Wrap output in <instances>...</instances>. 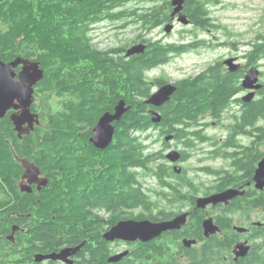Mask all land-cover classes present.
Here are the masks:
<instances>
[{
  "label": "flooded vegetation",
  "instance_id": "flooded-vegetation-1",
  "mask_svg": "<svg viewBox=\"0 0 264 264\" xmlns=\"http://www.w3.org/2000/svg\"><path fill=\"white\" fill-rule=\"evenodd\" d=\"M183 1L181 12L188 20L186 24L176 20L178 13L171 16L174 8L172 0H130L115 5L108 11L112 17L124 12L121 19L114 16V20L105 18L101 21H124L119 27L125 28L133 25L129 22L131 11L141 12L138 14V17H141L147 10L145 7H157L160 12L159 23L147 33L161 29L163 37H167V32L164 30L167 23H172L173 28L176 25L194 28L191 31L194 37L190 40L168 42L161 38L150 37L152 41H158L169 47L167 52L169 59L157 66L144 67L149 85V94L146 98L169 82L175 86V90L170 99L160 106L145 103L148 114L155 110L162 118L163 110L168 107L178 84L182 81L196 82L197 87L205 84L212 86L214 77H223L227 78L229 90H232L222 104L205 107L194 113L193 117L197 121L192 122L191 126L179 124L176 132L184 126V136L173 137L168 142L164 141L166 134L158 137L161 147L166 150L176 149L180 153L176 163L167 161L174 173L171 178L174 189L170 190L169 185H162L161 188L159 187L161 190L156 192L161 196V203L170 204L168 198H172L174 215L168 218L162 215L157 218L137 217L143 210L139 207L135 211L140 212L133 214L136 216L130 215L131 210H126L128 214L124 215L120 213V209L100 206V202H95L84 207V212L87 214L86 221L77 222L78 228L82 230L80 235L69 226L56 238L46 232L41 233V230L50 227L55 220L52 210L43 207L53 185V179H60V171L55 169L53 164L49 165L48 159H44L46 152L41 148L42 143L38 145L28 141L38 136L40 130L55 132L46 124L50 120V115L67 110L68 105L73 102L74 97L68 90L69 78L72 77L68 74L67 66L60 67L51 62L49 66H41V62L33 55L8 53L0 58L6 63L16 57L38 62L37 67L41 72L40 79L33 86L30 106V111L38 115L39 123L35 124L28 133L24 132L20 135L11 120V115L20 111L19 107L14 106L7 109L0 119V141H2L0 149H7L15 167L9 186L0 175V264H197L195 262L197 257L210 264H264V185L260 187L256 181L260 179V162L264 160V106L253 117L248 118V115H251V104L264 101L262 60L258 56L255 65L248 63L246 53L251 48L249 44L246 51L239 52L235 47L231 54L209 61L206 56L212 48V43L199 39L198 31L204 28L195 23L197 18L191 9L194 7L191 6H205L203 17L212 24L211 9L223 2L222 0ZM99 23L94 24L91 30H96ZM205 29L210 31L211 27ZM136 42L144 43L146 47L148 45L142 39H137ZM216 43L218 46L222 45L218 41ZM117 48L119 47H110L103 51H108L114 56ZM121 54L124 55V52ZM186 54H192L194 57L192 66H188L189 73L173 81L163 76L162 73L165 72L156 74L158 71H164L163 65ZM226 58H234L233 63L239 66L225 65L223 61ZM88 61L90 60L83 59L81 63ZM22 65L19 63L14 66L12 72L5 76L9 77L12 74L13 81H18ZM74 67L78 72L84 68V66ZM252 67L257 69L258 79L252 87H245L243 84L245 75ZM178 68L182 69L180 66ZM213 72H216L215 76ZM80 75L77 81H72L73 84L82 83L83 76L81 75L80 78ZM12 103L19 104L17 97ZM97 120L87 124L82 123L77 131L78 135L83 137L82 140L86 138L92 146L94 145L90 137L94 133L93 128ZM22 129L26 130L27 124H24ZM152 131L160 133L161 126H154ZM171 141H174V144ZM57 150L60 151L61 148L57 147ZM188 161L193 163L192 168L187 169L184 166ZM174 164L181 167L179 172H174ZM82 170L83 173L93 172L98 176L102 170L99 158L91 165L85 164ZM154 181L158 185L159 181L157 179ZM227 190L233 191L229 198L209 203L203 208L196 206L198 198ZM157 204V207L146 210H151L153 214H159L163 209L169 210L168 206L159 205V202ZM45 209L50 219L48 216H43ZM185 212L186 222L180 228L164 231L147 241L104 238V234L120 221L135 219L159 222ZM145 214L148 215L149 212L145 211ZM207 219H211L218 230L205 236L203 222ZM83 230L86 232L83 233ZM184 239L195 242L186 245ZM54 255L59 256L54 257Z\"/></svg>",
  "mask_w": 264,
  "mask_h": 264
},
{
  "label": "trees",
  "instance_id": "trees-1",
  "mask_svg": "<svg viewBox=\"0 0 264 264\" xmlns=\"http://www.w3.org/2000/svg\"><path fill=\"white\" fill-rule=\"evenodd\" d=\"M127 1L130 0H0V58L8 53L33 55L41 66H49L50 62L60 67L67 66L72 77L69 78L68 90L76 101L72 100L74 103L71 102L67 110L50 115L46 124L55 132L37 130L38 136L28 141L38 145L42 143L41 148L46 152L44 159L60 171V179H53L43 207L52 210L55 220L41 233L51 234L53 238L60 236L67 226L73 227L80 235L82 230L77 222L86 221L84 207L95 202H100V206L120 209L124 215L128 214L126 210H131L130 215H133L139 207L143 210L137 217L173 216L174 212L164 209L159 214L146 210L157 207L158 202H151L147 194L150 189L146 190L142 178L157 179L160 188L169 185L170 190L174 189L171 185L174 173L162 149L148 150L153 141L150 132L154 126H161L158 137L172 134L180 138L184 136V126L176 132L179 124L191 126L197 121L194 113L222 104L232 92L227 78L223 77H214L212 86L205 84L197 87L196 82L182 81L168 107L163 110L161 122L152 123L144 103L149 94L144 67L157 66L169 59V47L144 38V33L159 23L157 7H145L147 10L141 17H138L141 12L133 10L129 13L130 24L135 25L139 32L133 42L142 39L148 44L143 53L126 58L121 54L126 51L125 45L117 48L112 56L92 43L93 25L105 18L114 20V16L121 19L124 12L112 17L108 11ZM191 7H194L191 9L197 18V25L201 28L217 27L203 17L205 6ZM258 56L264 60V32L251 40V48L246 53L249 64L255 65ZM83 59L90 61L82 64ZM74 66L84 68L78 72ZM77 73L83 76V81L73 84V80L77 81ZM212 74L215 76L216 72ZM119 100H123L129 108L119 121L113 123L114 139L108 148L99 149L86 138L82 140L77 132L81 124L95 122L104 112H112V106ZM263 106L264 101L251 104L248 118L262 110ZM57 147L61 150L58 151ZM97 158L102 168L99 175L83 173L82 167L91 165ZM14 169L7 149H0V175L7 186ZM171 200L168 198L169 205H172ZM167 205L164 203L163 206ZM144 210L149 214L146 215ZM42 214L49 215L47 209ZM195 262L210 264L199 257Z\"/></svg>",
  "mask_w": 264,
  "mask_h": 264
},
{
  "label": "water",
  "instance_id": "water-1",
  "mask_svg": "<svg viewBox=\"0 0 264 264\" xmlns=\"http://www.w3.org/2000/svg\"><path fill=\"white\" fill-rule=\"evenodd\" d=\"M183 0H172L173 11L171 16L173 17L178 13L177 21L183 24L188 23V20L184 13L181 12L183 8ZM173 28L172 23H167L164 26L165 32L169 33ZM146 49L144 43L138 42L136 44L128 47L124 53L126 58L143 53ZM234 58H227L223 63L227 66H239L233 63ZM22 63V71L19 75L18 81H13L11 76H5L7 73L12 72L14 66ZM38 62L22 60L16 57L10 62H4L0 60V119L5 115L7 109L10 107H19L20 111L17 114L11 115V120L19 134L28 133L34 128L35 124L39 123L38 115L30 111V106L32 104V92L34 84L40 79L41 72L38 69ZM258 79V71L255 67L250 68L244 78L243 84L245 87H252L253 84ZM175 86L172 83H166L153 92L148 98L144 99V103L160 106L167 102L171 95L174 93ZM19 100V104H13L14 98ZM129 106L125 105L123 100H119L114 106L113 112H104L97 120L94 128L93 135L90 137V141L96 148L103 149L107 147L113 140L114 136V125L113 122L119 121L123 114L127 111ZM151 121L154 124H159L161 122V115L155 111H151ZM27 124V129L23 130L22 126ZM173 135L169 134L164 136V141L168 142L172 140ZM165 158L170 163H176L180 158V153L176 149H170L165 153ZM261 175L260 179H257V185L262 187L264 185V160L260 162ZM174 172H179L181 167L177 164L173 165ZM259 170V169H258ZM233 191L227 190L223 193L213 194L205 198H198L196 201V206L199 208L205 207L209 203H216L229 198ZM187 213H181L169 220L151 222L149 220H135L129 219L118 222L110 230L104 234V238L107 240L123 239L135 241L139 239L140 241H147L154 237L159 236L162 232L172 229H178L181 225L186 222ZM204 235L208 236L218 230V228L213 225L211 219L204 220L203 222ZM195 242V240H186L184 243L190 245ZM125 253H123L124 255ZM59 255H54L58 257ZM120 257V256H118ZM117 257V258H118Z\"/></svg>",
  "mask_w": 264,
  "mask_h": 264
},
{
  "label": "rangeland",
  "instance_id": "rangeland-1",
  "mask_svg": "<svg viewBox=\"0 0 264 264\" xmlns=\"http://www.w3.org/2000/svg\"><path fill=\"white\" fill-rule=\"evenodd\" d=\"M222 2L221 5L211 9L213 23L217 27H211L210 31L205 28L198 31V34H200L198 36L199 39L201 38L212 43V48L208 51V55L206 56L209 61H213L221 56H227L226 54H231V51L235 47L238 48L239 52H243L249 44L251 45V40L256 39L259 34L264 32V0H222ZM121 24H124V21L118 22L110 20L99 23L98 28L91 31L92 43L99 50L125 45L127 49L131 45L138 43L133 42L137 33H139L137 27L135 25H128L125 28H120L119 26H121ZM193 29V27L176 25L171 32L166 33L167 37H163L162 30L158 29L152 33H144V38H161L168 42L185 41L194 37L191 35ZM217 41L222 45L218 46V43H216ZM193 62L194 57L192 54L176 57L168 64L163 65L165 66L163 68L164 71H158L156 74L165 72L162 73L163 76L173 81L189 73L190 69L188 66H192ZM179 66L184 69V71H182V69L180 70L178 68ZM261 66L264 71V60H262ZM150 133V139L153 141L156 140L154 142L152 141L148 150L157 151L162 149L163 154H165L168 150L161 147L157 133L154 131ZM161 139H163V137ZM171 143L174 144V141H171ZM184 166L189 169L192 168L193 163L188 161ZM142 181L146 190H148L147 188L150 189V191H147V194L151 202H159V205H164L159 199L160 196L156 193L161 189L155 181L149 177L142 178ZM167 206L169 207L168 211L174 210L173 205L168 204ZM139 212V210H136L133 213L136 214Z\"/></svg>",
  "mask_w": 264,
  "mask_h": 264
},
{
  "label": "bare ground",
  "instance_id": "bare-ground-1",
  "mask_svg": "<svg viewBox=\"0 0 264 264\" xmlns=\"http://www.w3.org/2000/svg\"><path fill=\"white\" fill-rule=\"evenodd\" d=\"M196 46V45H195ZM246 51V50H245Z\"/></svg>",
  "mask_w": 264,
  "mask_h": 264
}]
</instances>
